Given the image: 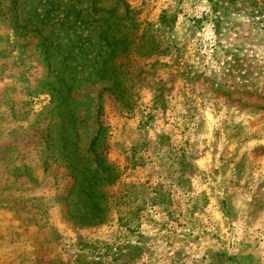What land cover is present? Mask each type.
<instances>
[{"label":"rangeland","instance_id":"obj_1","mask_svg":"<svg viewBox=\"0 0 264 264\" xmlns=\"http://www.w3.org/2000/svg\"><path fill=\"white\" fill-rule=\"evenodd\" d=\"M0 264H264V0H0Z\"/></svg>","mask_w":264,"mask_h":264},{"label":"trees","instance_id":"obj_2","mask_svg":"<svg viewBox=\"0 0 264 264\" xmlns=\"http://www.w3.org/2000/svg\"><path fill=\"white\" fill-rule=\"evenodd\" d=\"M115 46H114V49L112 50V54L114 53V50H115ZM129 109L132 110L133 109V106H129ZM102 128L100 129L98 135L94 138V140L92 141L91 143V149H92V152L94 153V156H95V160L99 163V164H104V160L102 159V156L101 154L98 152L97 150V146H99L100 142H101V134H102Z\"/></svg>","mask_w":264,"mask_h":264}]
</instances>
